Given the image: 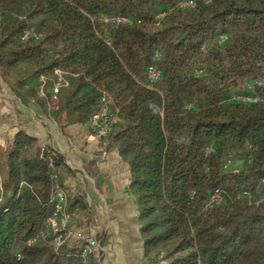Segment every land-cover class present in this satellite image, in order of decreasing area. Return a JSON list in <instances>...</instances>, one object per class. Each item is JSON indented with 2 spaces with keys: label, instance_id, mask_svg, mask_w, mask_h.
<instances>
[{
  "label": "trees",
  "instance_id": "16d2710c",
  "mask_svg": "<svg viewBox=\"0 0 264 264\" xmlns=\"http://www.w3.org/2000/svg\"><path fill=\"white\" fill-rule=\"evenodd\" d=\"M182 1L0 0V74L22 84L62 69L68 84L54 115L79 122L102 91L112 97L119 121L107 138L128 164L147 256L264 264V104L231 99L264 75V0ZM109 14L132 22L108 26L101 17ZM149 64L161 71L152 87ZM46 94L39 97L47 105ZM234 149L244 163L225 171ZM60 163L24 133L0 157V264H99L94 252L79 257L82 239L51 246L46 220ZM215 188L222 200L208 209ZM243 190L263 199L248 204Z\"/></svg>",
  "mask_w": 264,
  "mask_h": 264
},
{
  "label": "crops",
  "instance_id": "0c3cea01",
  "mask_svg": "<svg viewBox=\"0 0 264 264\" xmlns=\"http://www.w3.org/2000/svg\"><path fill=\"white\" fill-rule=\"evenodd\" d=\"M37 82L15 84L0 74V157L19 133L32 137L39 151L47 148L61 156L56 179L75 211L67 244L91 234L99 241L94 251L99 264H162L145 254L129 167L117 147L72 114L55 116L37 94Z\"/></svg>",
  "mask_w": 264,
  "mask_h": 264
},
{
  "label": "built area",
  "instance_id": "2783aa9c",
  "mask_svg": "<svg viewBox=\"0 0 264 264\" xmlns=\"http://www.w3.org/2000/svg\"><path fill=\"white\" fill-rule=\"evenodd\" d=\"M208 2L209 0H205ZM181 6H194L192 0H184L180 3ZM164 15V12L157 13L155 19L159 20ZM101 20L104 24L108 26L117 27L119 25H124L131 23L132 20L127 15L120 14H109L103 15ZM2 22V14L0 12V25ZM28 31L25 32V35ZM24 35V36H25ZM226 35L220 34L218 40L224 42ZM107 45L111 44V38L105 37L104 39ZM204 48V45L201 47ZM157 57V53L154 54ZM161 79V71L155 64H149L145 69V81L148 87H152L157 84ZM49 84V85H48ZM68 84L65 78V72L60 68H55L50 74H41L38 79L36 86L37 94L40 97H47V90L49 93V108L51 110H56L58 107V93L60 89ZM48 88V89H47ZM231 99L234 101L249 103V104H264V75L254 78L245 84V90L243 92H237L232 94ZM112 97L107 93L102 91L99 97V106L94 110L88 117V125L91 131L100 136L107 137L109 128L119 121L117 115V109H113ZM211 148L206 147V153L210 152ZM231 155L228 154L229 161ZM52 165V161L49 163ZM226 164L223 165V170H225ZM261 182L264 183V177H262ZM243 196L246 197L248 204H259L263 199V196L259 198H254L251 191L243 190ZM222 200L221 190L215 188L210 194L208 201L206 202V208H213L215 205L219 204ZM51 210L47 217V225L53 233L52 243L55 244L56 248L65 243L70 237L71 222L75 217V211L68 208V193L65 188L58 182L55 181L51 190ZM83 246L80 250L79 257L86 259L90 256L98 246L97 236L88 234L82 236ZM32 239L27 240V243H31ZM17 259L20 258V253H16ZM158 258H162V254L158 255Z\"/></svg>",
  "mask_w": 264,
  "mask_h": 264
},
{
  "label": "rangeland",
  "instance_id": "374dc122",
  "mask_svg": "<svg viewBox=\"0 0 264 264\" xmlns=\"http://www.w3.org/2000/svg\"><path fill=\"white\" fill-rule=\"evenodd\" d=\"M230 155H231V157H230L229 161H227V159H228V156H227L225 159V162H224V164H226L225 171H228V170L236 171L244 163V154L241 153L240 151L234 149V150H232ZM1 179H2V177H0V183L2 182ZM3 192H4L3 190H0V201L4 198ZM41 235L43 236L44 233H41ZM49 235H50V233H47V236H49ZM37 239L38 238H36V241H37ZM50 243H51V246H53V248L56 249L55 244H53L52 242H50Z\"/></svg>",
  "mask_w": 264,
  "mask_h": 264
}]
</instances>
